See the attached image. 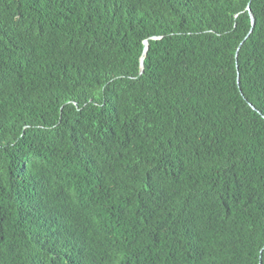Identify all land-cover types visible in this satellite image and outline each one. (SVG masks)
<instances>
[{"label":"trees","instance_id":"trees-1","mask_svg":"<svg viewBox=\"0 0 264 264\" xmlns=\"http://www.w3.org/2000/svg\"><path fill=\"white\" fill-rule=\"evenodd\" d=\"M110 242L264 264V0H0V264Z\"/></svg>","mask_w":264,"mask_h":264},{"label":"clouds","instance_id":"clouds-1","mask_svg":"<svg viewBox=\"0 0 264 264\" xmlns=\"http://www.w3.org/2000/svg\"><path fill=\"white\" fill-rule=\"evenodd\" d=\"M108 246L109 247L107 248L106 257H109L111 262L114 261V263L117 264L119 258H123V254L126 252V250H123L120 246L112 244L111 242L108 244ZM90 256L91 255L89 252H82L81 262H86Z\"/></svg>","mask_w":264,"mask_h":264},{"label":"water","instance_id":"water-1","mask_svg":"<svg viewBox=\"0 0 264 264\" xmlns=\"http://www.w3.org/2000/svg\"><path fill=\"white\" fill-rule=\"evenodd\" d=\"M247 10L249 11V14H250V16H251V19H252V22H253V25H254V23H255V17H254V15H253L252 11H251L250 6L247 7ZM148 48H149V42L146 40V41H145V52H144V55H143V57H142V59H141V73L143 72L144 67H145V64H144V58H145V56H146V54H147ZM237 55H238V54H237ZM237 55H236V58L238 57ZM238 84L240 85V83H239V77H238Z\"/></svg>","mask_w":264,"mask_h":264}]
</instances>
